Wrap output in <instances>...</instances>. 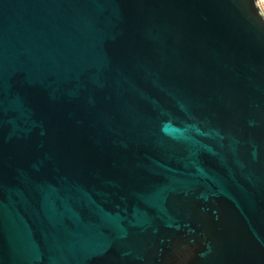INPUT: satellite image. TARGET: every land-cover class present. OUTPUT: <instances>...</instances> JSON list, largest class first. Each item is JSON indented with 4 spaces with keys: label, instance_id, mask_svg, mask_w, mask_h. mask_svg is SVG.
Masks as SVG:
<instances>
[{
    "label": "water",
    "instance_id": "obj_1",
    "mask_svg": "<svg viewBox=\"0 0 264 264\" xmlns=\"http://www.w3.org/2000/svg\"><path fill=\"white\" fill-rule=\"evenodd\" d=\"M0 264H264L259 0H0Z\"/></svg>",
    "mask_w": 264,
    "mask_h": 264
},
{
    "label": "rangeland",
    "instance_id": "obj_2",
    "mask_svg": "<svg viewBox=\"0 0 264 264\" xmlns=\"http://www.w3.org/2000/svg\"><path fill=\"white\" fill-rule=\"evenodd\" d=\"M261 5L264 7V0L261 1Z\"/></svg>",
    "mask_w": 264,
    "mask_h": 264
},
{
    "label": "built area",
    "instance_id": "obj_3",
    "mask_svg": "<svg viewBox=\"0 0 264 264\" xmlns=\"http://www.w3.org/2000/svg\"><path fill=\"white\" fill-rule=\"evenodd\" d=\"M260 2V1H259ZM260 5H261V2H260ZM262 9L264 10V7L261 5Z\"/></svg>",
    "mask_w": 264,
    "mask_h": 264
},
{
    "label": "bare ground",
    "instance_id": "obj_4",
    "mask_svg": "<svg viewBox=\"0 0 264 264\" xmlns=\"http://www.w3.org/2000/svg\"><path fill=\"white\" fill-rule=\"evenodd\" d=\"M260 2L262 1V0H259Z\"/></svg>",
    "mask_w": 264,
    "mask_h": 264
}]
</instances>
